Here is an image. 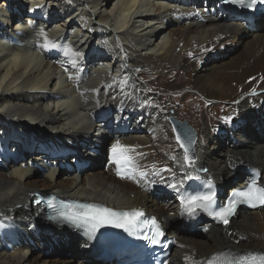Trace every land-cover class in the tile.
Returning a JSON list of instances; mask_svg holds the SVG:
<instances>
[{
  "label": "bare ground",
  "instance_id": "obj_1",
  "mask_svg": "<svg viewBox=\"0 0 264 264\" xmlns=\"http://www.w3.org/2000/svg\"><path fill=\"white\" fill-rule=\"evenodd\" d=\"M6 2L0 0V264L91 262L73 249L86 246L85 237L75 227L51 221L49 209L34 196L37 190L158 217L176 237L170 264H204L225 249L264 253V208L240 212L225 226L194 220L191 232L200 226L208 230L202 240L171 226L184 213L183 186L195 179H212L224 190L234 185L230 192L250 178L241 172L249 165L262 173L264 185V138L252 127H236L241 142L248 144L230 148L225 139L214 137L225 119L212 126L202 121L198 99L232 105L235 112L225 117L236 120L264 105L263 15H243L221 0ZM233 15L243 19L235 22ZM221 50L229 54L226 59L204 63ZM157 76L158 83L153 81ZM186 91L198 97L186 99L185 109L200 132L190 165L172 124L180 118L173 101ZM169 98L172 103L166 104L163 99ZM109 110L133 122L113 121ZM41 132L50 142L38 140ZM106 133L113 136L109 143ZM117 141L130 149L127 166L113 161ZM91 147L102 158L106 149L103 168L76 158ZM31 152L39 154L26 160ZM69 157L79 159L82 168L64 167L65 175H58L64 173L58 164ZM144 177L154 185L174 184L177 191L155 195ZM49 242L34 255V249ZM62 244L70 249L69 258H46L53 246L66 253Z\"/></svg>",
  "mask_w": 264,
  "mask_h": 264
},
{
  "label": "rangeland",
  "instance_id": "obj_2",
  "mask_svg": "<svg viewBox=\"0 0 264 264\" xmlns=\"http://www.w3.org/2000/svg\"><path fill=\"white\" fill-rule=\"evenodd\" d=\"M1 1H5V3H7L6 1L7 0H1ZM9 1V0H8ZM216 1H218V0H216ZM12 5H14L13 3H12ZM223 10L225 11V12H227L226 11V9H224L223 8ZM60 13H62V11H60ZM227 13H229V12H227ZM230 14V13H229ZM234 17H235V22L236 21H238L239 20V18L240 17H242V19H243V15H233ZM59 22H62V20H58V23ZM178 28V27H177ZM248 32L250 31L249 29L247 30ZM235 48H238V45H235L234 46ZM224 51L225 50H221V51H219V52H212L211 54H210V56L209 57H206L203 61H204V63H212V60H214L215 58H218V57H222L223 59H226L228 56H229V54L228 53H224ZM145 75L146 74H144V73H142L141 75H140V77H141V81L140 82H143L142 80L144 79L145 80ZM149 76L151 75V73L150 74H148ZM182 73H180V76L182 77ZM159 76H157V77H154V79H153V81L154 82H156V83H158L159 82V80H160V78H158ZM159 79V80H158ZM170 79H172L173 80V78L171 77ZM135 81L137 82V79H135ZM174 81V80H173ZM181 81H184V79L183 78H181ZM163 82V81H162ZM155 84V83H154ZM152 95H154V96H156V93L154 92V91H151L150 92ZM182 94V95H181ZM193 95V96H192ZM159 96L161 97V94H158L157 95V98H159ZM193 97H196V98H198L197 96H195V93H189V91H186V92H183V93H179V96H177V99H176V101H173L174 103H175V106H176V110H177V112H178V114H179V116H180V118L178 119V121H180V122H186L189 126H191L195 131V133L197 134V140L200 138V136H199V134H200V132H199V129L198 128H196L194 125H193V122L191 121V119H190V117L191 116H189L188 115V110L187 109H185V103H186V101L188 100V98H193ZM201 98H198L199 99V101H200V103H201V111H200V116H201V120L202 121H207V119L209 120V124L212 126L214 123H216L215 121H218V120H222V119H224V117H225V115L227 114V113H234L235 112V110L233 109V107H232V105H229L228 103H223V104H218V103H215V104H209L204 98H203V96H200ZM163 98H165V96L163 97ZM160 99V98H159ZM187 99V100H186ZM163 100H165L164 102L167 104V103H172L171 101V99L169 98V99H163ZM178 100V101H177ZM202 100V101H201ZM163 102V101H162ZM205 103H207L206 105H205ZM205 105V106H204ZM217 105H219V106H217ZM204 106V107H203ZM217 106V107H216ZM221 106H223L222 108H224V109H221ZM207 109H206V108ZM213 107H215V108H213ZM158 108H160V107H158ZM203 109V110H202ZM231 111V112H230ZM108 112H111V116H112V119H113V121H116L115 119H117V120H121V119H123V122H126V123H130V122H133V120H131L130 118L129 119H126V118H124V116L121 118V117H119V116H117L116 115V111H112V110H109ZM174 112V111H173ZM260 113V114H259ZM257 114H259V115H257ZM121 116V115H120ZM193 116V115H192ZM203 116V117H202ZM130 117V116H129ZM188 117V118H187ZM205 117V118H204ZM215 118V119H214ZM248 118H250L252 121H255L252 125H250V123L247 121L248 120ZM248 118H246L245 119V117L244 118H240V119H232V120H234V122L233 123H228V122H226V123H224L222 126H220V128H219V130L218 131H215L214 132V137H216V139H218V140H220L221 138H223V139H225V141H226V145L227 146H229L230 148H232V149H234V148H237V149H244L245 147H247V142H241V140L239 139V137L237 136V133H236V127H241V128H243V129H249L250 127H252V129H253V131H254V134L257 136V137H262V138H264V131L262 132L261 131V129L263 128L264 129V105H262V106H260L259 108H257V109H255V112H252L250 115H249V117ZM112 122V120L110 119V123ZM260 123V124H259ZM135 124H138V123H135ZM240 125V126H239ZM141 126L143 127L144 125L143 124H141ZM127 127L129 128V124L127 125ZM135 128H136V125H135ZM258 128V129H257ZM139 130H140V133H142L143 131H146L145 130V128H143V129H140V128H138ZM197 129V130H196ZM34 132H36V131H34ZM29 133H33L32 131H30ZM252 133V132H251ZM113 134H114V131H113ZM107 138H108V140H107V143H109V142H111L112 141V139H113V136L115 137V134L112 136L111 135V133L109 134V133H106V134H104ZM244 136H246V135H244ZM96 138L97 137H99V134L97 133V135L95 136ZM252 138H253V136H252ZM38 140H40V141H42V142H44V143H47V142H50V140L51 139H49V136H47V135H44V133L43 132H41V134H40V136H38ZM221 141V140H220ZM14 142H15V140H14ZM13 142V143H14ZM230 142H232V143H230ZM238 142V145H236V143ZM85 148V147H84ZM95 148H92L91 147V149H88V148H86V149H84V151H78V152H80V156L79 157H76V158H79V159H82V160H85V161H90L91 163L92 162H94V163H97L98 165H101V168H103V165L104 164H101L104 160H103V158H104V155H105V152H106V149L105 150H103L104 151V155H103V158H102V156L100 155L102 152H98V154H96L95 153ZM32 154H27L26 155V160L29 158H31V156H35L36 154H39V153H37V152H31ZM109 158H110V155H109ZM79 159H74V158H71L70 159V157L67 159V161L66 160H62L63 161V163H59L58 165H59V168H60V173L61 172H64V167H70V166H72V168L73 167H76L78 170H80V168H82V167H80L79 166ZM21 159H19L18 160V162H21L20 161ZM8 163H10V162H7V164ZM91 166V165H90ZM249 166V165H248ZM37 167H38V169H40V170H42V171H45V167L46 166H44V165H42V164H40V163H38L37 164ZM62 168V169H61ZM83 169H85V168H83ZM82 169V170H83ZM244 171V173H247L248 171H247V166L245 167V166H243V168H242V171L241 172H243ZM87 172V169L85 170V173ZM39 173V172H38ZM113 174H115L114 172H112ZM39 176H41V177H43V174H38ZM58 175H65V172L64 173H62V174H58ZM82 175H84V174H82ZM118 176H120V175H118ZM235 175H233V177H234ZM239 176H242V174H239ZM239 176H236V177H239ZM60 177H62V176H60ZM233 177H231V178H233ZM235 177V178H236ZM145 178V180L144 179H142L143 181H146L147 182V184L148 185H150L151 186V189L152 190H154V194L155 195H159V194H162V192L163 191H166V190H170L171 192H176L177 190H176V188H172V187H169V185H167V184H164V183H160V184H156V185H154V184H150V181H148L147 179H146V177H144ZM240 178V177H239ZM141 179V178H140ZM128 180H129V178H126V179H124V181H126V182H128ZM232 186V185H231ZM165 189V190H164ZM220 189V191H224V189L222 188V187H220L219 188ZM229 189V187H225V190H228ZM37 191H41V190H37ZM41 192H43V191H41ZM47 192V191H46ZM43 193H45V192H43ZM49 193V192H48ZM151 194V193H150ZM160 197H162V196H160ZM174 200H176L177 199V197H174L173 198ZM244 212H246V211H244ZM243 212V213H244ZM242 213V212H241ZM182 221V222H181ZM190 224H191V222H189V221H186V219L185 220H182V218L180 217V219L178 218V221H174V223H172L171 224V226L174 228V227H177V228H179L180 230H183V232L185 233L184 235H187V236H191V237H193V238H195V239H197V240H202V239H206L207 238V231H204L203 229H201V228H196V230L194 231V232H191V227H190ZM61 228H63L64 229V231H66V228H64V227H61ZM73 233H74V231H72ZM190 234V235H189ZM76 239V238H75ZM77 241H78V239H76ZM49 244H53V242H49V243H47L46 245H44V247H39L38 249L36 248V249H34L33 250V253H34V255H36V256H38V254L40 253V252H44V248L45 247H47V246H49ZM76 246H74V251H76V250H78V257H80V258H88V259H90L91 260V262L89 263V264H99L98 263V261L96 260V259H93L92 257H90V256H88V254H86V252H85V250H86V248L88 247V246H83V247H80L79 246V244L77 245V244H75ZM60 247H62V248H64L65 246H63V244H62V246H60ZM64 252H66V253H61V250H56V248L54 249V246H53V248H50V250H46L45 251V253H47V259L48 258H50V259H56L57 257H62L63 259H67V258H69L70 256H71V251H70V249L68 248V247H66V248H64V249H62ZM174 250H175V248H174ZM62 251V252H63ZM57 252H58V254H57ZM45 253H43V254H45ZM173 254H174V251H173ZM49 256V257H48ZM78 257L76 256V259L75 260H77L78 261ZM172 257H173V255H172Z\"/></svg>",
  "mask_w": 264,
  "mask_h": 264
},
{
  "label": "snow or ice",
  "instance_id": "obj_3",
  "mask_svg": "<svg viewBox=\"0 0 264 264\" xmlns=\"http://www.w3.org/2000/svg\"><path fill=\"white\" fill-rule=\"evenodd\" d=\"M230 3L251 8L253 5L260 3L264 4V0H230ZM42 7V6H39ZM255 91V90H253ZM225 122H230L231 117H225ZM177 142L184 148V159L190 165L193 163L192 157L188 154L189 149L184 146L179 136L176 137ZM191 143V141H189ZM130 149L128 146L121 145L119 141L112 145L113 161L117 166L129 165L132 162V158L127 155ZM120 172L118 171V175ZM141 176L146 175L144 172L139 173ZM169 187L175 188L176 185L172 184ZM215 193L209 192L205 194H195L187 198L186 203L188 211L195 213L197 209L207 211L209 215L214 216L218 220L222 221L225 225L229 223V217L232 216L236 210L238 204L252 203L259 201L264 204V186H259L256 179H252L245 188L236 190L232 193V197L228 199L226 204L218 206V210H213ZM50 208H55V205L49 203ZM63 211L60 215L63 216L69 222L76 224L77 226L84 227L86 232H94L98 227L104 224H113L118 228H123L130 234H135V229L138 226L139 219L144 214L139 210H133L131 212L115 213L108 208H98L92 204H67L63 205ZM145 225H150L154 229V234L150 239L151 243H158V237L163 235L160 231L159 225L153 218L150 221H144ZM145 239H148L145 236ZM245 259V258H241ZM248 264H264V254L249 255L247 257Z\"/></svg>",
  "mask_w": 264,
  "mask_h": 264
},
{
  "label": "water",
  "instance_id": "obj_4",
  "mask_svg": "<svg viewBox=\"0 0 264 264\" xmlns=\"http://www.w3.org/2000/svg\"><path fill=\"white\" fill-rule=\"evenodd\" d=\"M172 124L176 133V137L179 136L181 138V142L189 149L188 154L192 157L194 142L197 139L194 131L188 127L187 123L185 122L180 123L177 120H172ZM189 141H191V143H189Z\"/></svg>",
  "mask_w": 264,
  "mask_h": 264
}]
</instances>
